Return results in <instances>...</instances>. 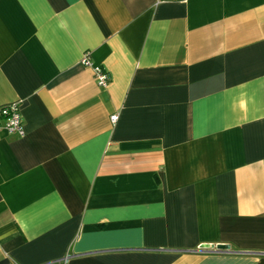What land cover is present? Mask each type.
<instances>
[{"label":"crops","instance_id":"obj_1","mask_svg":"<svg viewBox=\"0 0 264 264\" xmlns=\"http://www.w3.org/2000/svg\"><path fill=\"white\" fill-rule=\"evenodd\" d=\"M11 104L0 264H264V0H0Z\"/></svg>","mask_w":264,"mask_h":264},{"label":"built area","instance_id":"obj_2","mask_svg":"<svg viewBox=\"0 0 264 264\" xmlns=\"http://www.w3.org/2000/svg\"><path fill=\"white\" fill-rule=\"evenodd\" d=\"M81 63L85 67L92 69L95 81L99 87H106L108 83V76L106 72L97 65H94L87 54H85L81 60ZM112 123L117 120V115H113L110 118ZM0 131H4L9 135H16L23 137L25 134L24 126L20 113L19 104H11L8 106L0 107Z\"/></svg>","mask_w":264,"mask_h":264},{"label":"water","instance_id":"obj_3","mask_svg":"<svg viewBox=\"0 0 264 264\" xmlns=\"http://www.w3.org/2000/svg\"><path fill=\"white\" fill-rule=\"evenodd\" d=\"M216 250H220V251L228 250V246H225V245H217L216 246Z\"/></svg>","mask_w":264,"mask_h":264}]
</instances>
